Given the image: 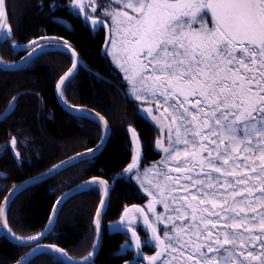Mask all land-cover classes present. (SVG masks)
Listing matches in <instances>:
<instances>
[{
    "label": "snow or ice",
    "instance_id": "1",
    "mask_svg": "<svg viewBox=\"0 0 264 264\" xmlns=\"http://www.w3.org/2000/svg\"><path fill=\"white\" fill-rule=\"evenodd\" d=\"M70 7L94 29L110 31L109 24L113 26L119 40L110 38L108 44L130 94L140 102V111L162 123L166 132V143L156 141L163 153L159 162L141 172L137 155L124 169L153 198L148 205L153 220L144 214L152 235L143 242L127 211L109 225L130 240L135 237L121 247L133 248L147 264H264V0H111L107 6L72 0ZM11 37L8 0H0V40ZM29 43L28 59L42 47ZM43 47H63L75 55L63 38ZM76 68L73 63L60 77L58 89L71 82ZM109 131L105 129V137ZM103 143L102 137L96 149L83 155L99 151ZM14 155L20 159L19 153ZM61 167L63 163L52 172ZM101 184L107 195L108 182L99 178L84 187ZM19 190L14 185L0 202L7 206ZM64 199L56 201L53 215ZM104 206L102 199L99 208ZM0 226L26 242L3 219ZM142 244L158 250L144 257ZM95 248L93 244L80 264H90ZM49 251L65 255L56 246Z\"/></svg>",
    "mask_w": 264,
    "mask_h": 264
},
{
    "label": "trees",
    "instance_id": "2",
    "mask_svg": "<svg viewBox=\"0 0 264 264\" xmlns=\"http://www.w3.org/2000/svg\"><path fill=\"white\" fill-rule=\"evenodd\" d=\"M110 2L100 0L98 5L107 6ZM71 3L72 0H8L12 37L10 41L0 40V58L5 63H15L32 50L30 41L41 45L63 38L86 65L80 66L71 82H67L64 98L72 106L102 114L111 125V139L98 155L64 169L53 178L30 185L16 195L7 209V223L18 237L40 235L48 227L56 201L63 194L92 178L106 179L113 187L103 214L105 239L92 264H125L136 251L121 252V245L132 239L109 225L121 221L129 207H145L150 202L133 174L124 173L135 157L129 126L141 139V167L159 162L163 154L156 147V127L140 111V102L130 98L118 67L108 61L107 30L91 27L70 7ZM97 11L99 14L100 9ZM41 37L45 39L40 40ZM73 63L70 53L46 50L18 70L0 68V116L18 96L10 115L0 122V200L14 185L95 148L105 137L101 122L71 113L58 101L59 79ZM11 141H16L15 145H11ZM14 152L19 153L20 159L15 158ZM103 197L104 188L100 185L70 198L59 210L52 232L41 244L59 246L73 259L81 261L97 243L94 219ZM2 204L0 202V210ZM36 246L10 241L0 226V264H15ZM30 264L68 263L60 254L45 251Z\"/></svg>",
    "mask_w": 264,
    "mask_h": 264
},
{
    "label": "water",
    "instance_id": "3",
    "mask_svg": "<svg viewBox=\"0 0 264 264\" xmlns=\"http://www.w3.org/2000/svg\"><path fill=\"white\" fill-rule=\"evenodd\" d=\"M57 43L56 42H46V43H43L41 44V49L38 50L34 55L31 56L30 59H28L27 57L29 56V53L21 60H19L18 62H15V63H3V64H0V68L1 69H6V70H18L24 66H26L33 58H35L39 53L43 52V51H46V50H57V51H62V52H67V53H70L73 58H74V63L77 64V68L74 70V75L73 77L76 75V73L78 72L80 66H83V67H86L85 63L81 60L80 58V55L79 53L71 46V49L74 50V53L75 55H73V52L72 51H65V49L63 47H43V45H47V44H55ZM67 44V43H66ZM30 45V44H29ZM28 45V46H29ZM69 45V44H67ZM17 47L21 48V47H25V46H20L18 45ZM0 61L1 58H0ZM72 77V78H73ZM67 84V82H66ZM65 84V85H66ZM65 85L61 86L59 89L57 87V92H56V95H57V98H58V101L60 102V104L66 109L68 110L69 112L71 113H74V114H83V115H87V116H90V117H93L95 118L96 120H98L99 122H101V124L103 125L104 129H109L110 131L108 132V135L106 137H104V143L103 145L100 147L99 151H94L91 155H83L84 153H86L87 151L85 152H82L80 154H77L71 158H68L67 160L57 164V165H61L63 163V167L61 168H57L55 172H52V169L55 167H52L51 169H49L48 171L44 172L43 176L42 174L39 175V176H36V177H41V179L37 180L35 183L32 182V179H29L27 181H24V182H21L19 183L17 186H20V190L16 193V195H18L21 191H23L25 188H27L28 186L30 185H33V184H36V183H39V182H42V181H45V180H48L50 178H53L55 177L56 175H58L61 171H63L64 169L66 168H69L71 167L72 165L82 161V160H85V159H88V158H91V157H94L96 155H98L99 153H101L105 148L106 146L108 145L110 139H111V135H112V129H111V125L109 124L108 120L102 115L100 114L99 112L95 111V110H92L90 108H86V107H80V106H72L70 105L69 103H67V101L65 100L64 98V95H63V89L65 87ZM18 96L15 98V101L12 102V104L10 105V107L7 109V111L2 114L0 116V122L4 121L9 115L10 113L12 112V109H13V106L17 100ZM93 113L95 115H93ZM99 118V119H98ZM106 122V124L104 123ZM131 134H132V137H133V142H134V150H135V156L139 155L140 157V162H141V159L143 157V147H142V143H141V139H140V136L138 134V132L134 129V133L131 131ZM97 147V146H96ZM95 148H92V149H96ZM56 165V166H57ZM101 181H107L106 179H103V178H99ZM92 180V179H90ZM88 180V181H90ZM86 181V182H88ZM84 182L83 184L79 185V186H76L72 189H70L69 191H67L65 194H63L61 197H66V199L63 200V202L57 206V211H56V214L53 215V211H52V214H51V219H52V223L51 225L48 224V227L46 228V230L43 232V235H37L39 237L38 241L36 242H33V241H30V240H27L26 239V242L25 243H20L19 241L13 239V236L12 235H9L8 232L6 231H3V234L12 242L16 243V244H19V245H24V246H34V245H37L35 248H39V251L35 252L34 254L33 253V250L30 252V254L24 258L23 260L19 261L20 264H30L37 256H39L41 253L45 252V251H49V246H55V245H48V244H41L42 241H44L49 235L50 233L52 232L53 228H54V225H55V222H56V218H57V215L59 213V210L61 209V207L72 197L86 191L87 189H89L90 187H92L93 185H89L88 187H84L85 183ZM108 182V189H107V195L104 194V197H103V200L105 201V206L103 208H99V215H97L96 217V221H97V231H98V242L96 243V248H95V254L91 257L90 259V264L94 263L96 258L98 257V255L100 254L101 250H102V247H103V244H104V239H105V228H104V221H103V214H104V211L106 209V206L108 205L109 203V200H110V193H111V188L113 187L109 181ZM104 188V193H105V187L103 184H101ZM12 191V190H11ZM10 191V192H11ZM9 192V193H10ZM8 193V194H9ZM15 195V196H16ZM13 196L12 197V200L13 198L15 197ZM61 197L59 198V200L61 199ZM11 200V201H12ZM10 204V203H9ZM5 206L4 204H2L1 206V210H0V219H3L4 223L6 224L7 226V229H9V226H8V223H7V209H8V206ZM56 206V205H55ZM137 209H142L143 211L142 212H138L141 214V216L143 217L144 214H147L145 209L142 207V206H131L129 207L126 211L128 213V216L127 218L132 214V213H135L137 212ZM125 211V212H126ZM125 214V213H124ZM124 214H123V217H124ZM148 219H149V222L151 223L150 221V218L148 216ZM2 227V226H1ZM148 231L151 233L150 229L147 228ZM10 230V229H9ZM135 230V229H134ZM11 232V230H10ZM12 233V232H11ZM135 233L137 236L140 237L141 241L143 242L140 234L138 233L137 230H135ZM15 235V234H14ZM152 235V234H151ZM16 236V235H15ZM37 236H34V237H37ZM135 239V237H133ZM162 238V237H161ZM60 249H62L61 247L59 246H56ZM64 250V249H63ZM64 253L65 255H61L68 264H80V262L82 261H78V260H75L73 259L65 250H64ZM142 253H144V245L142 244ZM59 254V253H58ZM144 256V255H143ZM137 261L141 262L143 261L144 263L142 264H147V261L146 259L145 260H142L140 259V256H138L135 260L133 261H130V262H127L125 264H137ZM15 264H18L15 263Z\"/></svg>",
    "mask_w": 264,
    "mask_h": 264
},
{
    "label": "flooded vegetation",
    "instance_id": "4",
    "mask_svg": "<svg viewBox=\"0 0 264 264\" xmlns=\"http://www.w3.org/2000/svg\"><path fill=\"white\" fill-rule=\"evenodd\" d=\"M99 1H100V0H97V4L99 3ZM97 14H98V11H97ZM84 21H86V20H84ZM86 22L88 23V21H86ZM109 29H110V31L107 30V41H109L110 38L113 39L114 37H115V39L119 40V36H118L117 34H115V29L113 28V26H112L111 24H109ZM107 57H108V61H109V62H115V61L113 60V57H112L110 54L107 53ZM114 64H115V63H114ZM120 72H121V71H120ZM120 74H121V80L123 81V83H124V85L126 86V88L128 89V91L130 92V85L127 83V81H126L125 77L123 76L122 72H121ZM148 205H149V204L147 203V204L145 205V207H144V206H142V207L145 209L146 213L148 214V216H149V218H150V221L152 222L153 217H152L151 214L149 213ZM154 207H155V211H156L157 214H159L160 211H161V213H162L163 210H162L161 207H160V208H157V206H155V205H154ZM136 214H139L140 217H141V219H142V221H143V217H142L141 214L138 213V212L132 213L130 216H133V215H136ZM130 216H129V217H130ZM129 217H128V218H129ZM128 218H127V219H128ZM158 226H159V225H156L157 230H158L159 233H161L162 229H160L161 227H158ZM134 229L138 231V233L140 234V236H141V238H142L143 241H144V240H147V239H149V238L151 237V233L148 231L147 226H146L144 223H140V224L138 225V227H136V228H134ZM161 237L163 238L162 234H161ZM148 248H151L152 251H151V252L148 251ZM157 250H158V248H153V247H149V246H144V253H143V255H144V257H150V256L154 255L155 252H156ZM137 257H138V255H137V252H136V254L134 255V257H133L130 261L135 260ZM130 261H128V262H130ZM126 263H127V262H126ZM142 263H144V262L141 261L140 264H142Z\"/></svg>",
    "mask_w": 264,
    "mask_h": 264
},
{
    "label": "rangeland",
    "instance_id": "5",
    "mask_svg": "<svg viewBox=\"0 0 264 264\" xmlns=\"http://www.w3.org/2000/svg\"><path fill=\"white\" fill-rule=\"evenodd\" d=\"M110 1H111V0H110ZM85 2H87V0H85ZM113 39H114V40H117V39H115V37H114ZM117 42H118V40H117ZM114 51H115V50L112 49V48L110 47L109 44H107V53L110 54V55L113 57V60L115 61ZM114 63H115V65H116V62H114ZM129 94H130V92H129ZM130 98L134 99L133 96H132L131 94H130ZM134 100H135V99H134ZM148 106H151V105H145V107H148ZM141 112H142V111H141ZM142 113L144 114V112H142ZM150 115H156V113L153 112V113L150 114ZM149 120L153 123V125L156 127V129H157V131H158L157 139H165V138H166V132L164 131L163 124L160 123L159 121H153V120H151V119H149ZM165 143H166V139H165ZM156 147H157V146H156ZM157 149H158V148H157ZM159 151H160V150H159ZM162 154H163V153H162ZM140 163H141V162H140ZM156 163H157V162H156ZM156 163H154V164H156ZM154 164H152V165H148V166H142V167H141V165H140V167H141V172H143L144 170L151 169L152 166H153ZM133 179L139 184V186L142 188V190L144 191V193L147 194V192H146V191L144 190V188L142 187L141 182L135 178V175H133ZM147 179H151V176L147 177ZM147 195H148V194H147ZM148 196H149V195H148ZM149 198H150V200H149L150 202H149L148 204H150V203L153 202V198H152L151 196H149ZM155 206H157V208H160V207H161V205H160L159 203H156ZM161 208H162V207H161ZM160 213H161V211L159 212V214H160ZM128 220H130V221L132 222V224L134 225V228L138 227V225H139L140 223H143V221H142V219H141V217H140L139 214H136V215L130 216V217L128 218ZM158 227H161V226L159 225ZM160 229H161V228H160ZM133 241H134V238L132 237V240L129 241V242H127L126 244H130V243H132ZM130 249H133V248H131V247H128V248H122L121 252H125V251H128V250H130Z\"/></svg>",
    "mask_w": 264,
    "mask_h": 264
}]
</instances>
